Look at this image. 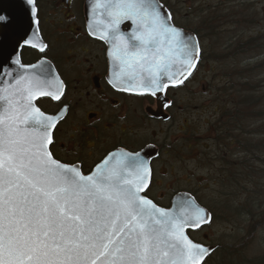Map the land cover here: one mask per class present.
Returning <instances> with one entry per match:
<instances>
[{"label":"snow or ice","instance_id":"snow-or-ice-1","mask_svg":"<svg viewBox=\"0 0 264 264\" xmlns=\"http://www.w3.org/2000/svg\"><path fill=\"white\" fill-rule=\"evenodd\" d=\"M26 2L37 24L35 0ZM107 9L111 35L101 38L120 61L113 87L123 78L155 96L191 75L199 44L160 0H110ZM125 20L134 25L130 39L120 32ZM27 67L39 74L0 89V264H202L212 249L185 229L208 223L210 214L193 201H181L178 213L157 207L146 195L151 168L141 153H110L87 175L54 158L52 133L63 117L46 115L34 100H59L63 85L46 61Z\"/></svg>","mask_w":264,"mask_h":264},{"label":"flooded vegetation","instance_id":"flooded-vegetation-1","mask_svg":"<svg viewBox=\"0 0 264 264\" xmlns=\"http://www.w3.org/2000/svg\"><path fill=\"white\" fill-rule=\"evenodd\" d=\"M86 1L35 0L38 23L34 24L26 0H0V16L5 17L0 20V89H10L20 76L38 75L39 69L27 66L41 61L62 82L59 100L49 96L34 100L46 115L63 117L52 133L54 158L78 164L87 175L110 153L139 152L151 168L146 195L158 206L169 205L179 191L196 196L188 189L196 179L194 170L209 159V150L212 164L221 172L237 170V151L248 153V160L262 167L264 109L258 118H249L254 107L247 109L236 96L227 100L225 86L215 84L217 72H209L208 64L215 55L208 21L189 20L192 9L182 13L160 0L171 22L195 36L199 58L182 84L168 85L159 96L140 94L109 83L110 72L118 70L109 68L106 43L89 32ZM133 29L126 20L122 34L130 39ZM42 45H46L43 52Z\"/></svg>","mask_w":264,"mask_h":264},{"label":"rangeland","instance_id":"rangeland-1","mask_svg":"<svg viewBox=\"0 0 264 264\" xmlns=\"http://www.w3.org/2000/svg\"><path fill=\"white\" fill-rule=\"evenodd\" d=\"M163 1L174 5L182 13H187L192 9L191 14H189V20H193L194 18L206 23L208 20V24L212 26L211 44L215 55L208 64L209 72H217L214 75L215 84L222 87L225 86V89L237 86V102L241 101V98H244L247 102L250 99V95L252 98L250 101H255L257 96H260L261 104L264 107V41H262V50L257 49V52L247 49L245 52H240L237 56H230L229 51H227V48L232 43L236 44V40L242 42L243 40H247L249 36H256L257 33L264 34V0ZM242 1H245V4L250 6L243 7L237 5L238 2ZM194 11L195 13H193ZM192 14L193 16H191ZM232 15H235L234 18H232ZM218 16L221 18H218ZM241 18H248L247 20L253 19L255 22L251 24L239 22L237 24V20H241ZM235 21L236 23H234ZM243 30H245V34ZM247 31L250 32L247 34ZM241 32L242 36H244L243 39L241 38ZM242 77L249 78V82L255 93L251 92L249 95L240 92L239 81L240 79L243 80ZM246 97L249 98L246 99ZM207 153L209 159L208 157L204 159L200 168L198 167L194 170L196 179L188 190L195 192L197 200L207 207L214 214L215 218L209 226L191 233L190 236L198 242L218 245V250L205 264H217L219 258H221L220 261L222 262V258L226 256L227 252L230 253L237 248L240 249L239 246L241 244L245 245L243 254L247 258H256L263 254L259 241L262 240L264 242V225L258 228L252 227L253 233L248 236L247 228L249 224L247 225L245 220L251 219L253 221L257 219L256 216L249 219L246 217V213L243 212L249 209L246 203H251L256 208H258L259 204L258 210L260 212H257L256 215L260 214L259 217L263 216L261 213L264 210V172H252L253 179L249 182H253L252 188L255 190L248 197L253 199L247 198L245 195L244 192L246 190L251 192V188L245 187L244 184L233 185L237 186V189L231 188V193H226L228 187H225L223 182L219 183L220 179L217 177H221V171L217 165L211 162L212 151L209 150ZM250 166L255 171L256 167ZM237 202H240V204ZM242 238H246V241L243 243H241Z\"/></svg>","mask_w":264,"mask_h":264},{"label":"trees","instance_id":"trees-1","mask_svg":"<svg viewBox=\"0 0 264 264\" xmlns=\"http://www.w3.org/2000/svg\"><path fill=\"white\" fill-rule=\"evenodd\" d=\"M237 5L243 6V7L250 6L248 4H245V1L238 2ZM234 16L235 15H232V18H234ZM218 18H221V17L218 16ZM247 19L248 18H241V20H237V24H239V22H244V23H249V24L255 22L253 19H249V20H247ZM249 32L250 31H247V34ZM243 33L245 34V30H243ZM243 37L244 36H242V32H241V38L243 39ZM262 41H264V34L257 33L256 36H249V37H247V40H243L242 42H240V40H238L237 41V47H236L235 43H232L231 46L229 48H227V51H229L230 56L236 55V49H237V55L240 52H245L247 49H249L250 51H256L257 52V49L262 50ZM233 74H235V72H233ZM242 78H243V80L240 79V81H239V87H241L240 92L250 95L251 92H254V89H252V87H251V83L249 82V78H246V77H242ZM225 90H226L225 91L226 99L229 101H234L235 96L237 97V92H236L235 86H233L232 88H230V87L226 88ZM231 92H232V94H231ZM249 97H250V99H252L251 95ZM249 97H246V99H248ZM241 99L242 100L240 102H242L243 106L248 107L247 109H249L251 106H253L254 111L255 110L258 111L257 113H255L254 111H251L249 114V118H253L255 116L258 118L260 115L259 110L262 111V109H264L263 105L261 104L260 96H257V99L255 101H250V99H249L246 102L244 98H241ZM231 122H234L233 118L231 119ZM248 158H249L248 153H246L244 155H239V153L237 151V167H238V169L233 170L231 172L230 171L221 172V177L217 176L220 179L219 183L223 182V185L225 187H228V190L226 191V193H231V191H230L231 188L237 189V186H233V185L244 184L245 187L251 188V192H249V190H246L244 192L245 195L247 196V198H251L248 196L252 195V193H254V190H255L254 188H252L253 182H249L251 179H253L252 172H264V164H262V167H259L257 165V162L250 161V160H248ZM250 165H253L256 167L255 171L252 170V166H250ZM229 185H231V186H229ZM251 199H253V198H251ZM237 203L240 204V202H237ZM246 206L249 208L243 212V213H246V217H248L250 219L251 217L256 216V219H257V220H253V221H251V219L245 220L246 224L247 225L249 224V227L247 228V230H248L247 235L249 236L253 233V228H258V227H261L262 225H264V210L262 211L263 213H261V214H263V216L259 217L260 214L256 215L257 212H260L258 210L259 204H258V208H256L255 206H252L251 203H246ZM214 218H215V216H213V219ZM244 237L247 238L246 235H244ZM246 238H242L241 243L245 242ZM259 245L261 246V251H263V254H261L260 256H258L256 258H247L245 256V254H243L245 245L241 244L239 246L240 249L237 248L234 251H231L230 253L227 252L226 256H224L222 258V262L220 261L221 258H219L217 260V264H264V242H262V240L259 241Z\"/></svg>","mask_w":264,"mask_h":264},{"label":"water","instance_id":"water-1","mask_svg":"<svg viewBox=\"0 0 264 264\" xmlns=\"http://www.w3.org/2000/svg\"><path fill=\"white\" fill-rule=\"evenodd\" d=\"M109 2H110V0H87L86 1V5H85V13H86V18H87L88 29H89V32L91 33V35L96 37V38H99V39L103 40L106 43L109 68L112 69V70H118L120 68V61L114 59L112 56L109 55V52L112 50L111 41L101 38L105 34H107L109 36L111 35V30L108 28L110 17L108 16L107 5H108ZM162 12L167 14V11L165 10V8L163 6H162ZM125 23H126V20L122 21V23L120 24V32L121 33H122V30H123V27L125 26ZM182 31H183L184 34L190 35V36L195 38V36L192 33L184 31V30H182ZM195 41H196V38H195ZM176 67L178 68L179 66L177 65ZM173 70H175V69H173ZM114 73H116V72H110V75H111V77L113 79H114ZM133 83L134 82L122 78L120 87L121 88H129L130 90H128V91H130V92L140 93L139 91H137L134 88H132V84ZM169 85H172V84L169 83ZM159 95H160V93H157L156 96H159ZM181 201H193L195 204H197L201 208L205 209L204 207H202L195 200V198L190 193L185 192V191H181V192L176 193L172 197L170 205L168 207H165L164 209L171 210L173 212L178 213L179 212V204H180ZM157 207H159V206H157ZM160 208H163V207H160ZM206 212L208 214H210L207 210H206ZM210 216H211V214H210ZM210 221H211V219H210ZM208 223L202 224L199 228L187 227L185 229V234L188 236V238L190 240H192L189 237L188 233L190 231H197L198 229H200L201 227L207 225ZM193 242H195V241H193ZM195 243H198V242H195ZM198 244H201L203 246H206V247L212 249L210 254H212V252L215 250L214 246L204 245L202 243H198ZM206 258H207V256L205 257V259ZM205 259H204V261H205ZM203 262H202V264H203Z\"/></svg>","mask_w":264,"mask_h":264}]
</instances>
